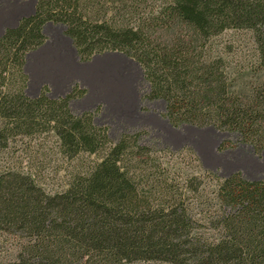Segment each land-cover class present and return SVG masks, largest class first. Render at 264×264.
I'll use <instances>...</instances> for the list:
<instances>
[{"label":"trees","instance_id":"obj_1","mask_svg":"<svg viewBox=\"0 0 264 264\" xmlns=\"http://www.w3.org/2000/svg\"><path fill=\"white\" fill-rule=\"evenodd\" d=\"M33 15L0 37V235L6 264H264V180L189 172L144 132L112 141L99 108L75 114L73 86L26 94L25 58L62 25L79 61L117 52L142 69V100L161 101L177 129L234 136L218 151L264 153V0H35ZM228 31L248 32L241 53ZM52 138L65 161L91 158L64 190L46 192L17 146ZM1 240V239H0Z\"/></svg>","mask_w":264,"mask_h":264},{"label":"rangeland","instance_id":"obj_2","mask_svg":"<svg viewBox=\"0 0 264 264\" xmlns=\"http://www.w3.org/2000/svg\"><path fill=\"white\" fill-rule=\"evenodd\" d=\"M225 37L239 40L242 54H248L251 51L252 37L250 33L228 31ZM121 58L118 63L112 64V66L109 64L100 65L99 82L95 79L92 80L98 84L88 83L89 90L92 89L91 101L99 102V106L87 112L99 108V113L96 116L99 118V124H97V120L95 124L106 127L112 141L122 133L144 132L146 134L143 137L144 144L156 150L169 152L172 159L180 163L184 170L202 174L208 172L220 178L236 172H240L244 177L246 173H251L253 179L264 180V153L261 157H257L249 147L242 145L220 152L217 150L219 143L224 139H234L233 135L213 128L191 131L185 126L177 129L171 127L160 116L164 111L163 102L142 100V94L147 90L148 85L144 80L141 67L124 55H121ZM67 60V64L72 66L73 78L85 79L87 77H84L83 72H76L78 68L72 56ZM73 86H78L87 93V90L78 84ZM78 100L80 99L74 100L72 103ZM106 108L107 110H105ZM47 137L46 141L38 139L36 142H31L29 148L26 145L17 146L16 156L24 168L30 169L38 184L46 192L54 193L64 190L71 172L77 166L86 164L93 157H83L72 162L65 161L56 153L53 139ZM196 146H200L205 162L200 159L195 149ZM6 162H9L8 154L0 153V167L5 166ZM0 239V264H6L5 254L2 250L11 248L15 242L3 235H0Z\"/></svg>","mask_w":264,"mask_h":264},{"label":"crops","instance_id":"obj_3","mask_svg":"<svg viewBox=\"0 0 264 264\" xmlns=\"http://www.w3.org/2000/svg\"><path fill=\"white\" fill-rule=\"evenodd\" d=\"M35 4V0H0V37L7 29L15 27L20 19L33 15ZM43 35L46 37L43 45L28 53L25 58L24 71L28 77L27 96H38L41 89L46 86L49 89L51 98H59L69 93L73 85L78 84L85 88L87 93L77 102H71V110L75 114H80L99 106V102L94 103L91 101L92 89L89 90V84L95 82L92 81L93 79L99 82L100 65L109 64L112 66V64L118 63L122 59V54L106 52L95 55L90 61L82 63L79 61L71 40L64 35L63 26L48 23L43 28ZM71 56L74 58L78 68L76 72H83L84 77L87 76L85 79L72 77V66L67 64V59ZM97 82L95 83L98 84ZM96 120L97 124H99V118L95 119V123ZM185 127L190 128L191 131L199 130V128L191 126ZM204 129L208 128L201 130ZM195 149L200 159L205 162L200 146H196ZM246 175L245 177L249 180H257L251 177L253 175L251 173H246Z\"/></svg>","mask_w":264,"mask_h":264}]
</instances>
